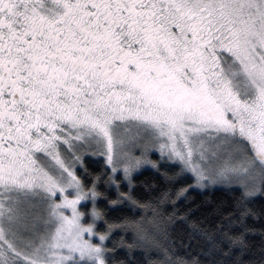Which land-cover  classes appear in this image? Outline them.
Returning <instances> with one entry per match:
<instances>
[{
	"label": "snow or ice",
	"instance_id": "obj_1",
	"mask_svg": "<svg viewBox=\"0 0 264 264\" xmlns=\"http://www.w3.org/2000/svg\"><path fill=\"white\" fill-rule=\"evenodd\" d=\"M153 149L200 187H240L244 231L223 239L246 264L248 203L264 195V0H0V264H116L105 242L130 226L129 250L163 253L149 264H199L135 221L97 231L101 177L88 187L77 166L103 156L106 182L122 170L131 184L158 167ZM123 199L136 203H110Z\"/></svg>",
	"mask_w": 264,
	"mask_h": 264
},
{
	"label": "trees",
	"instance_id": "obj_2",
	"mask_svg": "<svg viewBox=\"0 0 264 264\" xmlns=\"http://www.w3.org/2000/svg\"><path fill=\"white\" fill-rule=\"evenodd\" d=\"M84 163L87 171L81 168L77 174L88 187H91L95 176L101 177L97 190L102 195L97 198L96 205L105 220L97 221L99 232L106 231L105 221L109 224L135 221L145 233L160 240L173 258L179 256L185 260H198L199 264H233L240 257L241 248L231 247L229 253L230 245L223 239L225 233L232 236L244 231L237 219L241 195L239 187H194L197 184L189 173L176 176L178 166L166 162L165 166L158 168L141 166L131 175V184L128 179L123 181L121 176L115 177L117 183H107L111 171L103 160L87 156ZM182 188L187 191L177 197L176 193ZM164 193L168 194L167 199L163 198ZM121 194L130 195L136 203L126 199L117 204L110 203L120 199ZM91 205L92 202H88L82 209L87 212ZM248 207L254 215L247 216L245 220L251 231L245 234L247 249L243 259L246 264L248 261L264 264V195L250 198ZM134 232V226L117 227L111 232L105 242L112 250L110 260L116 264H149L150 261L164 259L163 253L156 250L146 252L140 247L129 250L126 245L138 242ZM214 244L218 246L215 250Z\"/></svg>",
	"mask_w": 264,
	"mask_h": 264
},
{
	"label": "rangeland",
	"instance_id": "obj_3",
	"mask_svg": "<svg viewBox=\"0 0 264 264\" xmlns=\"http://www.w3.org/2000/svg\"><path fill=\"white\" fill-rule=\"evenodd\" d=\"M129 147H131V146H129ZM135 155H137V156H139L140 155V151H139V149H137L136 151H135ZM90 157H91V155H89ZM87 156H85V158H86ZM93 157H96V158H98V159H100V160H103V162L105 163V165H106V161H105V157H103V156H93ZM148 157H149V159H151L152 161H155L157 164H158V167H160L161 165H163V166H165L164 165V163L166 162V163H168L169 165H171V166H174L175 164H173V163H171V162H168L167 160H165V159H161V156H160V153H159V151L157 150V149H153L151 152H149L148 153ZM145 165H147V166H150L151 168H158V167H153L152 165H150V164H145ZM107 167H109V169H110V171H111V166L110 165H106ZM143 166V165H142ZM169 169H171V167H168ZM78 169H81V167L80 166H77V173H78ZM83 169V168H82ZM135 172V171H134ZM133 172V173H134ZM132 173V174H133ZM192 177H193V179H194V182L196 183V180H195V178H194V176L191 174V173H189ZM118 176H121L122 177V179H123V181H125V177H124V174H123V171L122 170H119V171H117L116 172V174H115V177L117 178ZM116 178H115V181H116ZM194 187H199L200 189H206L207 187H209V188H216V187H230V188H233V187H239L238 185H234V184H227V183H211V182H208V183H206V186L205 187H200V186H198V185H194ZM240 188V187H239ZM59 198V197H58ZM88 202H91V200H88V201H82L81 202V205H80V208H81V210L82 211H84L83 209H82V207L86 204V203H88ZM91 207H92V205H91ZM91 207H90V209H91ZM90 209L87 211V212H90ZM89 218H87L88 220H90L91 219V217H90V215L88 216ZM98 231V230H97ZM94 240L96 241V242H98V238H96V237H94Z\"/></svg>",
	"mask_w": 264,
	"mask_h": 264
},
{
	"label": "bare ground",
	"instance_id": "obj_4",
	"mask_svg": "<svg viewBox=\"0 0 264 264\" xmlns=\"http://www.w3.org/2000/svg\"><path fill=\"white\" fill-rule=\"evenodd\" d=\"M134 176V175H133Z\"/></svg>",
	"mask_w": 264,
	"mask_h": 264
}]
</instances>
